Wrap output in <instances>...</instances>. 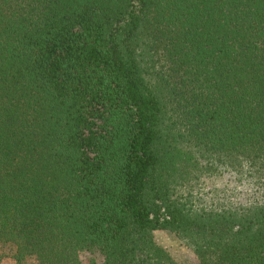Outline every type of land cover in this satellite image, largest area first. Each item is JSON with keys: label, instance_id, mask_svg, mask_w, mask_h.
I'll return each mask as SVG.
<instances>
[{"label": "trees", "instance_id": "obj_1", "mask_svg": "<svg viewBox=\"0 0 264 264\" xmlns=\"http://www.w3.org/2000/svg\"><path fill=\"white\" fill-rule=\"evenodd\" d=\"M158 231L264 264V0H0V264H181Z\"/></svg>", "mask_w": 264, "mask_h": 264}, {"label": "rangeland", "instance_id": "obj_2", "mask_svg": "<svg viewBox=\"0 0 264 264\" xmlns=\"http://www.w3.org/2000/svg\"><path fill=\"white\" fill-rule=\"evenodd\" d=\"M151 66H154L156 70H159V67L156 63L155 64H149V75L147 76L151 84L156 85L157 84V78L154 73H152ZM205 188V190L202 192L203 194H208V196H211V194H215L217 192L223 191L224 187H227L228 189L232 190V192H224L227 195H244L245 198H247V195L251 193L252 191L249 190L247 186L236 188L237 183L232 180V178H229L228 176L222 175V177H215L212 179L211 182H209L207 185H202ZM208 187V188H207ZM234 189H236L234 191ZM230 200L232 202L238 201L237 197H230ZM155 239L158 244H160L162 247H164L171 256L179 263H192L195 262L196 258L194 254L185 247V245L175 238L172 234H169L167 232L158 231L155 232ZM1 264H13L11 260L5 259L2 261Z\"/></svg>", "mask_w": 264, "mask_h": 264}]
</instances>
